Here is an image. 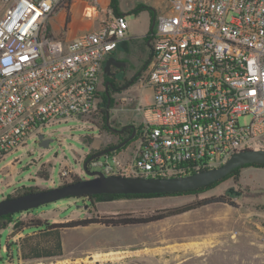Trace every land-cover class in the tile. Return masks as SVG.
I'll use <instances>...</instances> for the list:
<instances>
[{"label":"built area","instance_id":"2783aa9c","mask_svg":"<svg viewBox=\"0 0 264 264\" xmlns=\"http://www.w3.org/2000/svg\"><path fill=\"white\" fill-rule=\"evenodd\" d=\"M71 1L0 0V158L46 126L101 112L100 75L128 37L129 19L112 13L96 30L56 37L49 18ZM166 1L149 34L152 64L141 88L152 97L136 98L138 132L92 158L91 171L183 175L264 149V0ZM90 153L78 170L62 167L60 180L89 176Z\"/></svg>","mask_w":264,"mask_h":264},{"label":"rangeland","instance_id":"374dc122","mask_svg":"<svg viewBox=\"0 0 264 264\" xmlns=\"http://www.w3.org/2000/svg\"><path fill=\"white\" fill-rule=\"evenodd\" d=\"M110 4L111 0H75L71 22L66 21L68 12L65 10L70 6V2L57 10L58 13H54L56 16L52 20L49 19V22L54 32H64L69 24L72 32H90L100 27L105 12H113ZM143 4V0H120L121 8L129 12L131 33L136 30V23L140 30L146 29L144 15L135 16V12L131 11L134 8L139 9ZM117 6L119 7V0ZM157 27L156 21L154 30ZM147 28L149 30L150 27ZM144 41L145 39L141 38L140 42L139 39L127 40L118 50V55L128 64L143 59L146 64V79L151 69L152 56L150 47L146 46ZM142 50L145 54L141 59ZM105 74L103 69L100 75L103 98L101 108L105 101ZM138 89L139 86L130 87L125 95L134 98ZM140 90L151 99L150 88L140 87ZM111 107L106 113L101 111L87 119L72 118L44 127L46 138L52 140L48 147H41L37 139L31 138L27 145L0 158V200L9 194L18 193L24 187L45 189L70 182L71 180H60L62 167L78 170L90 149L119 144L117 127L128 122L141 124V117L136 111L128 113V116L122 111L121 113L127 116L123 119L117 115L112 117L114 112ZM107 114L110 115L111 121L107 120L108 129H105ZM247 120L248 118L241 119L242 122ZM85 135L93 136L91 147L84 143ZM43 163H52L50 180L37 176ZM212 195H224L227 202L203 205L149 223L117 226L91 223L86 226L51 228L57 223L91 217L107 220L145 217ZM14 216L16 226L19 225L22 229L17 230L16 234L12 233L15 226L13 222L0 230V264H8L9 261L18 264L19 259L22 260L21 264H152L139 253L144 248L150 250L154 247H165L170 253H175L178 259L169 264H264V166L241 167L237 174L203 191L167 196L120 197L101 201L71 197L18 212ZM46 223L50 224L46 231L38 229L44 228ZM190 224H195L192 232L189 231ZM174 227H181V232L171 235L166 233L158 238L161 240L159 244L146 246L150 238L158 237V231H168ZM56 229L60 230L61 237L59 253L52 243L54 235L49 236L52 230ZM69 241L75 244L68 246ZM95 243L98 244L92 245ZM104 243L107 244L104 246ZM35 244L42 248L33 249ZM76 244L86 245L84 249L77 250ZM100 246L102 247L98 250ZM184 246H196V251L191 253L194 255L193 260H189V255L186 256ZM21 247L30 253V257L22 256ZM111 253H116L119 257H104ZM169 257L168 255L167 258Z\"/></svg>","mask_w":264,"mask_h":264},{"label":"water","instance_id":"95a60500","mask_svg":"<svg viewBox=\"0 0 264 264\" xmlns=\"http://www.w3.org/2000/svg\"><path fill=\"white\" fill-rule=\"evenodd\" d=\"M155 22L151 28L154 29ZM115 57L106 60L104 70L107 72L111 64H120ZM110 102L108 101V104ZM133 133L129 139L134 137ZM128 139V140H129ZM41 147H48L52 141L46 138L44 133L38 135ZM123 141L116 146L90 155L84 162V169L89 178H82L77 181L61 184L58 186L28 191L12 197L0 200V217L15 214L21 211L34 209L42 205L56 202L64 198L86 197L89 195L113 194V195H169L181 193L206 187L214 182H218L233 171L245 165H264V149L246 148L232 154L223 164L204 170L195 171L183 175L173 176H124L105 175L100 171H91L88 162L106 152L116 150L126 144Z\"/></svg>","mask_w":264,"mask_h":264},{"label":"trees","instance_id":"16d2710c","mask_svg":"<svg viewBox=\"0 0 264 264\" xmlns=\"http://www.w3.org/2000/svg\"><path fill=\"white\" fill-rule=\"evenodd\" d=\"M111 8L113 9V12L116 14H121L119 7L117 6V0H111ZM67 8L69 9V6H67ZM67 22L70 21V14L68 12L67 14ZM150 38V37H149ZM113 100V99H112ZM113 103V101H112ZM112 105V104H111ZM111 105H108V97L105 95V101H104V106L103 108H101V111L103 113H106L108 111V109H110ZM104 127L105 129H108V123H107V115H105V123H104ZM84 143L87 145H92L93 142V136H87L85 135L84 137ZM117 145V144H116ZM115 144H109L106 147H100V148H96L94 150H91V153L88 155H93L94 153L97 152H101L103 150L108 149L109 147H113L116 146ZM245 166H264V165H260V164H250V165H245ZM244 167V166H243ZM51 168H52V163H43L38 172H37V176L43 178V179H49L51 176ZM241 168L236 169L235 171H233L229 176H233L235 174H237L239 172ZM226 177V178H227ZM224 178V179H226ZM79 177H74L70 182L73 181H77L79 180ZM222 179V180H224ZM222 180L218 181V182H214L206 187H202V188H198V189H194V190H189V191H185V192H181V193H186V192H198V191H203L209 188L214 187L215 185H217L219 182H221ZM69 183L64 182L63 184ZM40 190L39 187H24L23 189H21L18 193L16 194H9L7 197H12V196H16L19 194H23L26 193L28 191H37ZM176 194H180V193H176ZM169 195H175V194H169ZM152 197V196H167V195H149V196H134V195H113V194H99V195H89L86 196L85 198L89 199L90 201H92L93 199H97V200H111V199H115V198H120V197ZM216 202H227L226 197L224 195H212V196H208V197H204L201 199H196L193 200L191 202L179 205V206H175V207H170V208H166L163 209L161 212L159 213H154L151 214L149 216H145V217H139V218H119V219H111V220H107V219H99V218H84V219H77V220H71L69 222H65V223H57L54 226H52L51 228L53 229L54 227H76V226H86L89 225L91 223H104L106 225H126V224H134V223H149V222H153V221H157V220H161L164 219L166 217H170V216H174V215H178L181 213H185L187 211L199 208L203 205H208L211 203H216ZM15 222V226H14V230L12 233H17V230H21L22 228H19V225L16 226V221H15V216L14 214L11 215H5L0 217V230L8 227L11 223ZM48 226H50V224H45L44 228H38L41 229L42 231H46L48 228ZM53 236L52 238V243L55 245V249L56 251L59 253L61 251V237H60V230H52L51 234H49V236ZM33 249L37 250V249H41L42 246L40 245H33L32 246ZM22 248V247H21ZM22 256L24 258H28L30 257V253L25 252L22 248ZM35 253V252H33Z\"/></svg>","mask_w":264,"mask_h":264},{"label":"crops","instance_id":"0c3cea01","mask_svg":"<svg viewBox=\"0 0 264 264\" xmlns=\"http://www.w3.org/2000/svg\"><path fill=\"white\" fill-rule=\"evenodd\" d=\"M137 1H140V0H137ZM143 1H144V4L139 9L134 8L131 11L135 12V16H138V15L140 16L141 14L144 15L146 29L145 30H140L141 28H138V24L136 23V30L134 32H132V33L129 31L128 32V37L125 40H123L120 43L119 47L115 50V52H117V54H118V50L123 47L122 44L125 43L127 40L131 41V40L139 39V41H140V38L141 39H145V41H144L145 45L150 47L149 34L151 32L152 26H153L154 22H156V19L158 18V16L160 14L166 13L168 11V6H167L168 3H167L166 0H143ZM74 2H75V0H72V2H70L69 9L68 8L65 9L70 14V21L69 22H71V11H72V8L74 7ZM119 9H120V12L122 14H126L128 16L129 12L125 11L124 9L121 8L120 0H119ZM62 10H64V9H62ZM58 11L55 12V14H57ZM112 13H114V12H110V11L109 12L108 11L105 12L104 13V17H103V19L101 21V24ZM55 14H53L49 19L52 20L53 17L56 16ZM150 24H152V25L150 26ZM147 26L150 27L149 30H148ZM49 27H50V30H51L52 34L54 36H56V37H63L65 39L71 40V39H74V38H76L77 36L80 35V32L75 33V32L71 31L70 24H69V27L64 31L66 34L64 32L60 33L61 30L60 31L58 30V31L54 32L50 22H49ZM129 29H130V20H129ZM57 34H59V35H57ZM68 34H70V35H68ZM136 86H139V89L136 92L134 98L138 97V98H140L141 101H146L145 98H143V95H144L143 91L140 90L141 83H137V84H135L132 87H136ZM125 92L116 93L114 95L113 103H110V105L112 104L111 105L112 106L111 110H113V112H114V114H112V117H113V115H117L119 118H121V116H122L123 119H125V117L128 116V113H132L133 111L135 112L134 107L137 104V100L128 101L126 99V98H128V96L125 95ZM117 100H118V102H117ZM122 111H125L127 116H126V114H122L121 113ZM88 146L91 147L90 145H88ZM89 152H91V149H90ZM22 233H24V232H22ZM21 263H22V260L19 259L18 260V264H21ZM8 264H15V263L12 262V261H9Z\"/></svg>","mask_w":264,"mask_h":264},{"label":"flooded vegetation","instance_id":"af4514ba","mask_svg":"<svg viewBox=\"0 0 264 264\" xmlns=\"http://www.w3.org/2000/svg\"><path fill=\"white\" fill-rule=\"evenodd\" d=\"M140 42V41H139ZM151 50V48H150ZM143 51V50H142ZM145 52L143 51L141 56L144 57ZM152 56V50H151ZM111 57H115L118 62H124L120 64H111L108 71H105V84L106 90L105 95L108 97V101L112 103L114 100V95L116 93H122L127 91L130 87L134 86L137 83H141L144 78V72L146 69L145 62L138 59L137 61L130 62L129 64L126 61H122L118 56L117 52H114ZM105 67V65H104ZM113 99V100H112ZM118 102V100H117ZM110 103L108 105H110ZM110 115L107 114V120L110 122ZM138 125H134V123H126L122 126L116 128V133L118 137L119 143L130 140V136L133 133L138 132ZM129 139V140H128ZM126 142V143H127ZM85 178H88L86 176ZM136 224V223H134Z\"/></svg>","mask_w":264,"mask_h":264},{"label":"bare ground","instance_id":"6f19581e","mask_svg":"<svg viewBox=\"0 0 264 264\" xmlns=\"http://www.w3.org/2000/svg\"><path fill=\"white\" fill-rule=\"evenodd\" d=\"M194 227H195V224H190V226H189V231L190 232H192V230L194 229ZM181 227L180 228H178V227H174V228H171V229H169L168 231H164V230H160V231H158V237H156V238H150V240H149V242H148V244L146 245V246H154V245H157V244H159L160 243V239H158V238H161L162 236H164L166 233H168V234H178V233H180L181 231ZM208 237V236H207ZM211 237V236H210ZM72 244H75L73 241H69V243H67V245L69 246V245H71L72 246ZM98 243H95V244H92V245H97ZM107 243H104V246L106 245ZM77 245V248H75V249H77V250H81V249H84L83 247L86 245V244H76ZM100 245H102L103 246V244H100ZM102 246H100V247H98V250L102 247ZM144 246V245H143ZM193 246V245H192ZM185 247L184 246V251H186L185 252V254H186V256L187 255H189L190 256V258H189V260H193L194 259V255H191V253L193 252V251H196L195 250V248H196V246L195 247ZM74 247V246H73ZM112 247H114V246H112ZM118 247V246H117ZM111 248V247H110ZM122 248V247H121ZM137 248V247H136ZM170 248V247H169ZM149 249V248H148ZM147 248L145 249H142V251L139 253L140 255H144L143 257H145L147 260H148V262L149 263H152V264H169V263H171L172 261H175L176 259H178L177 258V256L175 255V253H170L169 251H167L166 250V248L165 247H154V248H151L150 250H148ZM172 249V248H171ZM116 252H118V251H116ZM175 252V251H174ZM124 254H127V253H124ZM184 254V253H183ZM182 254V255H183ZM116 253H111V254H109V256H104L105 258L106 257H119V255H117ZM170 256L169 257V259L167 258V256ZM100 256V255H99ZM121 256V255H120ZM142 257V258H143ZM147 264V263H146Z\"/></svg>","mask_w":264,"mask_h":264}]
</instances>
